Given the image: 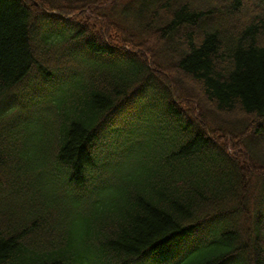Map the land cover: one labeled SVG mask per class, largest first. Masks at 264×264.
<instances>
[{
  "label": "trees",
  "instance_id": "16d2710c",
  "mask_svg": "<svg viewBox=\"0 0 264 264\" xmlns=\"http://www.w3.org/2000/svg\"><path fill=\"white\" fill-rule=\"evenodd\" d=\"M0 264H264V0H0Z\"/></svg>",
  "mask_w": 264,
  "mask_h": 264
},
{
  "label": "snow or ice",
  "instance_id": "6c2138e0",
  "mask_svg": "<svg viewBox=\"0 0 264 264\" xmlns=\"http://www.w3.org/2000/svg\"><path fill=\"white\" fill-rule=\"evenodd\" d=\"M4 111H5L4 105L0 104V116H2Z\"/></svg>",
  "mask_w": 264,
  "mask_h": 264
}]
</instances>
